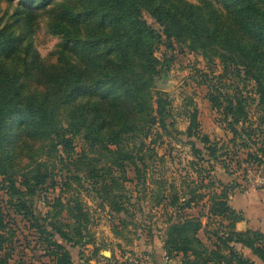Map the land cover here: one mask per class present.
Here are the masks:
<instances>
[{
	"label": "trees",
	"instance_id": "trees-1",
	"mask_svg": "<svg viewBox=\"0 0 264 264\" xmlns=\"http://www.w3.org/2000/svg\"><path fill=\"white\" fill-rule=\"evenodd\" d=\"M30 1L39 2L38 7L45 5V0ZM95 2L103 8L111 25L127 23L130 28L110 30L106 37L97 34L85 40L86 49L94 51L107 46L104 54H110V58L113 54L119 57L116 67L121 75L115 73L118 84L108 85L109 81L102 79L93 84L96 87L87 85L68 65V53L60 54L63 65L61 79L53 80L42 95L24 96L23 85L13 75L0 81V193L3 191L7 196L0 195V264H23L21 260L14 259L15 244L19 241V229L14 223L16 217L26 221L30 236L44 250V256L50 258L51 264H75L67 245L85 246L91 236L92 215L82 198L83 191L101 199V205L108 204L109 213L122 215L118 227L122 231L129 225L136 230L134 223H137L141 208L139 200L134 198V191L126 189V183L136 182V186L147 184L150 164L146 158L150 162L156 158V144L151 148L147 140L155 136L159 128L167 131L173 125V122L167 123V117L171 116L168 109L171 103L164 94L157 96L154 108L151 99L145 97V91L131 87L133 82L140 80L141 87H145L144 83L146 81L147 84L149 79L144 77L153 78L159 74L161 61L155 56L158 43L183 41L191 51L204 58L212 72L217 67L221 68L218 75L200 74L209 87L208 98L218 111L220 121L233 133L232 142L242 139L247 146L262 129L261 122L254 126L256 121L252 119L251 105L257 102L258 108L264 110V0H223L235 15L234 23L226 31L213 21L212 15L203 13L200 5L184 9L167 0ZM143 8L156 19L161 30L147 24L142 16ZM88 10L92 12L93 7ZM101 23L107 26L103 17ZM52 28L63 35L66 45L76 41L63 23L57 22ZM137 29H140V34L135 35L134 30ZM2 30L0 49L9 56L14 51L16 38L11 32L5 36ZM112 50L118 53H107ZM82 54L83 57H91L96 53ZM85 59L97 63L96 59ZM251 82L256 98L246 92ZM97 90H102L105 98L131 95L138 105L144 104L146 112L138 119L113 121L114 129L108 135L102 133L110 121L98 117L86 121L79 110L72 111L65 127L61 123L62 105L81 94ZM19 116L30 118L32 128L12 133L13 140L6 148L3 146L6 129L13 127V118ZM82 134L86 147L80 152L76 151L75 139ZM187 136L197 138L208 155L191 141L194 157L187 161L191 166L186 167L180 176V185L171 182L166 186L167 181L163 179L158 182V200L154 205L165 202L164 209L169 212L164 221L162 249L165 256L168 259L181 256L180 264H260L243 254L242 249L247 248L264 264V232L251 228L238 230V223L246 220L243 211L231 205L226 187L220 191L215 187L216 179L210 171L209 183L206 184L203 177L205 163L223 156L234 161L238 154H230L224 143L219 145L201 132L196 109L190 112ZM42 137L47 140L48 151L62 163L59 180L58 176L57 180L54 178L56 167L47 161H38L29 155L26 163L18 162L19 144H28L31 139L43 141L40 140ZM137 139L141 142H136ZM24 156L22 154L20 160ZM248 156L254 155L249 153ZM233 161L229 160V163ZM251 161L252 164L264 165L258 155ZM129 167L133 168L134 177H129ZM194 173H197V178L193 177ZM48 184L53 191L60 188V193L48 202L49 209L38 216L34 197ZM74 185L78 190L70 196L68 192ZM146 188L137 194L147 196ZM199 204L207 208L206 213L193 212ZM215 222L218 227L212 229ZM201 232L205 239L200 236Z\"/></svg>",
	"mask_w": 264,
	"mask_h": 264
},
{
	"label": "rangeland",
	"instance_id": "rangeland-1",
	"mask_svg": "<svg viewBox=\"0 0 264 264\" xmlns=\"http://www.w3.org/2000/svg\"><path fill=\"white\" fill-rule=\"evenodd\" d=\"M167 1L179 4L184 9L200 5L202 12L212 15L213 21L224 31L228 30L235 21V15L225 6L223 0ZM44 2L45 5L38 7L39 2L30 0H0V30L3 29L2 34L5 36L11 32L16 38L14 51L9 56L0 49V81L4 77L13 75L19 84L23 85L22 94L24 96L42 95L53 80L61 79L63 65L60 54L68 53V65L74 68V71L80 75L78 78L87 85L96 87L97 85L93 86V84L102 79L108 80V85L118 84V77L115 76V73L118 76L121 75L116 67L119 57L113 54L110 58V54H104L107 46L90 51L85 48V40L97 34L106 37L110 30L130 29L129 25L127 23L119 26L111 25L104 15L103 8L95 0H45ZM91 6L93 7L92 12L88 10ZM142 16L151 28L162 29L146 8L142 9ZM101 17L104 18L107 26L101 23ZM57 22L68 27L76 41L66 45L63 42V35L56 33L52 28L53 24ZM134 31L135 35L140 34V29ZM163 39H165L164 36ZM171 41L172 43L162 42L155 45V56L161 61L159 74L153 78L144 77L149 79L147 84L145 81V87H141V80L131 84L132 88H140V92H146L144 95L147 99H151L154 108H156L157 96L160 93L164 94L163 96L171 103L168 107L171 116L167 117V123L173 122L167 131L159 128L157 133L160 135L156 133L155 136L147 140L148 144L151 143V148H154L156 144L155 161L150 162V159L146 158L150 164L147 184L136 186V182L126 183V189L134 191V198L139 200L141 208L137 214V223H134L136 230L132 225H129L122 231L121 227L118 228L119 217L122 215L109 213L110 206L108 204L101 205V199L83 191L82 198L92 215L91 236L87 239L89 243L85 246H72L65 243L72 253L75 264L181 263V256L176 259H168L165 256L162 249L164 221L169 212L164 209L165 202L158 206L154 204L158 200L156 193L159 191L158 182H161V179L167 181L166 186L171 182L180 185V176L186 171V167L191 166L187 161L194 157L190 142L193 141L201 149L204 147L197 138L187 136L190 112L194 109L198 112L201 132L208 135L212 141H217L219 145L224 143L230 154H238L234 161L230 157L223 156L218 160L205 163L206 173H203V177L206 178V184L209 183L208 171H210V175L216 179L215 187L219 191L226 187L231 199L234 198L236 201L237 195L250 194L255 199L264 202V187H260L254 182L256 173L261 171L264 174V165H258L256 162L252 164L253 161H251L252 157L255 158L256 155L264 161V110L261 111L258 108L257 102L251 105L252 119L256 121L254 126L259 122L262 124V129L257 132L255 139L249 141L247 146L242 139L232 142L233 133L220 121L218 111L208 98L209 87L204 83L200 74L203 72L208 75H218L221 73V68L217 67L216 71L212 72L204 58L198 52L191 51L185 42ZM82 53L96 54L91 57H83ZM107 53L118 52L112 50ZM85 58L96 59L97 63L89 62ZM246 92L252 94L254 98L257 97L252 82L248 83ZM73 110L82 111L86 121H91L95 117L110 121V125L105 124L103 135L112 133L113 121L123 118L138 119L146 112L144 104L138 105L131 95L125 96L124 94L120 97L105 98L102 95V90L81 94L63 104L61 123L65 127ZM12 123L13 127L6 129V140L3 143L6 148H9V143L13 140L12 133L16 130L25 132L32 128V120L26 116L14 117ZM40 140L43 141L19 144L18 162L26 163L29 161V155L35 156L38 161H47L56 167L54 178L56 179L58 176L59 180L62 163L48 151L45 137ZM135 141L141 142L140 139ZM75 144L76 151H83L86 147L83 134L76 137ZM204 153L208 155V152L203 149ZM249 153H253L254 156L249 157ZM22 154L25 156L20 160ZM207 155L206 159H208ZM229 160L233 162L229 163ZM128 175L129 177L135 176L133 168L129 167ZM193 177L197 178V173H194ZM145 187H147V196L137 194L139 193L137 191H141L140 189ZM77 190L78 187L74 185L68 195L75 194ZM207 192L209 190H206ZM59 193L60 188L53 191L48 184L36 194L34 207L38 216L49 209L48 202ZM0 195L7 197L3 191ZM201 211L206 213L207 208L202 207L201 204L193 208L194 213ZM14 223H17L19 229V241L15 244L14 259L21 260L23 264H51L50 258L44 256V250L30 236L26 221L21 217H16ZM211 227L216 229L217 222ZM200 236L205 239L203 232L200 233ZM239 248L241 247L239 246ZM242 251L244 255L254 257L250 250L244 248Z\"/></svg>",
	"mask_w": 264,
	"mask_h": 264
},
{
	"label": "crops",
	"instance_id": "crops-1",
	"mask_svg": "<svg viewBox=\"0 0 264 264\" xmlns=\"http://www.w3.org/2000/svg\"><path fill=\"white\" fill-rule=\"evenodd\" d=\"M234 201V198H232L231 205L237 210H242L246 218L245 221L238 223V230L251 228L264 232V202L255 199L250 194L237 195L236 201ZM254 257V260L263 264L258 258Z\"/></svg>",
	"mask_w": 264,
	"mask_h": 264
},
{
	"label": "built area",
	"instance_id": "built-area-1",
	"mask_svg": "<svg viewBox=\"0 0 264 264\" xmlns=\"http://www.w3.org/2000/svg\"><path fill=\"white\" fill-rule=\"evenodd\" d=\"M254 182L258 186L264 187V174L261 171L254 175Z\"/></svg>",
	"mask_w": 264,
	"mask_h": 264
},
{
	"label": "water",
	"instance_id": "water-1",
	"mask_svg": "<svg viewBox=\"0 0 264 264\" xmlns=\"http://www.w3.org/2000/svg\"><path fill=\"white\" fill-rule=\"evenodd\" d=\"M234 186V185H233Z\"/></svg>",
	"mask_w": 264,
	"mask_h": 264
}]
</instances>
